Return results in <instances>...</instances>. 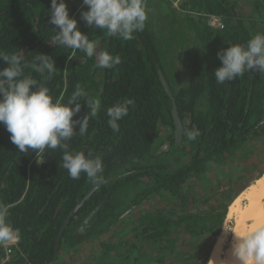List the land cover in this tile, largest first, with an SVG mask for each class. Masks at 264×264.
<instances>
[{
    "label": "trees",
    "instance_id": "1",
    "mask_svg": "<svg viewBox=\"0 0 264 264\" xmlns=\"http://www.w3.org/2000/svg\"><path fill=\"white\" fill-rule=\"evenodd\" d=\"M250 1L251 10L242 14L234 0H182L179 8L171 0H144L145 27L124 41L89 27L81 18V11L88 10L82 0H65L70 17L97 42V51L121 57L119 65L100 69L96 57L49 43L56 31L49 22L51 0H0V51L21 54L29 63L39 53L51 56L56 67L51 79L30 67L24 68V74L47 87L54 100L66 102L79 84L101 101L87 133L80 136L76 126L68 144L70 151L100 156L103 165L100 183L83 173L79 179L70 178L60 166V149H48L45 162L37 165L35 153L19 152L0 123V205L7 207L6 220L20 235L5 264H52L61 254L98 239L100 245L92 247L89 255L95 264H173L181 252L177 242L217 232L214 227L222 225L224 213L187 211L194 198L188 183L192 177L206 178L212 167L221 166L264 134L260 122L264 73L246 72L224 84L213 76L222 64L216 55L219 50L244 45L254 34L264 33V0ZM210 14L221 16L222 28L206 23ZM68 55L74 57L69 60ZM6 66L0 59V68ZM158 69L172 96L164 89ZM172 98L182 125L181 144L174 136ZM125 99L135 103L114 132L107 123V109ZM81 103L73 119L86 114V103ZM193 130L200 134L190 140L188 132ZM94 185L97 188L64 225L55 254L64 220ZM164 193L179 200L176 207L141 209L137 221L130 219L128 211L145 200L163 198ZM118 224L129 227L132 240L100 239Z\"/></svg>",
    "mask_w": 264,
    "mask_h": 264
},
{
    "label": "clouds",
    "instance_id": "2",
    "mask_svg": "<svg viewBox=\"0 0 264 264\" xmlns=\"http://www.w3.org/2000/svg\"><path fill=\"white\" fill-rule=\"evenodd\" d=\"M82 5L88 6L87 11H81V18L89 27L124 41L142 31L148 18L144 0H82ZM49 22L56 30L49 39L50 44L82 52L89 58L96 57L95 66L100 69L121 63L119 55L97 51V42L83 33L77 27V20L70 17L65 0H51ZM216 55L222 62L213 73L218 84L233 81L250 71L264 73V33L254 34L244 45L221 49ZM73 57L68 55L69 60ZM0 59L7 63L0 68V123L10 133V140L18 151L35 153L36 164L42 165L48 149H60L63 153L60 166L67 170L70 178L79 179L83 173L89 181L100 183L101 157L70 151L68 141L76 135V126L80 136L87 133L89 119L97 117L101 101L79 84L66 102L62 98L54 100L47 87L24 74V68L30 67L37 73L46 72L51 79L56 67L49 55L39 53L29 63L21 54L0 51ZM82 101L86 103L87 112L80 119H73L81 111ZM134 103L132 99H125L107 109V123L114 132L119 131L118 122L128 115L129 106ZM199 134L196 130L190 131L188 138L194 140ZM7 216V207L0 205V246L13 244L17 235L7 222ZM234 234L235 260L239 264H264V221L254 224L245 234Z\"/></svg>",
    "mask_w": 264,
    "mask_h": 264
},
{
    "label": "rangeland",
    "instance_id": "3",
    "mask_svg": "<svg viewBox=\"0 0 264 264\" xmlns=\"http://www.w3.org/2000/svg\"><path fill=\"white\" fill-rule=\"evenodd\" d=\"M160 5H162V2ZM163 5L164 7H161L162 12L166 10L165 3ZM249 9L250 7H246L244 9V12H248L251 10ZM182 78L183 74L181 72V81ZM262 174H264V134H260L259 136L250 140L239 151H237L234 156L224 161L221 166L212 167V169L207 172L206 178L195 180L194 177H192L190 179V183H188V186L192 187L194 198L193 200L189 201V205H187V207L189 206V209L187 211H200L201 213H208L212 210H216L215 212L222 211L224 213V219L220 227H214L216 228L217 232L215 231L216 233L212 237L207 234L202 238H198L200 239L198 242L195 241L196 239L190 240L189 237H184V240L177 242V248L181 250V254L179 253L177 256H175V258H173V264L206 263L216 237H218V235L224 228H226L227 230L232 229L234 222L233 216L232 218L227 217V213L229 212V210H231V207H233L235 200L246 190L248 185L253 182L255 178ZM175 202L179 203V200L172 198L164 199L156 196L154 199H151L149 201L145 200L143 205L145 207L152 208L153 211L161 207L165 209L169 207H176ZM128 212L131 215L130 219L137 221V218L139 216L137 209L135 208ZM116 227L117 226H115L112 231H109L103 236L107 237V240L110 241V243H116L119 240L133 239V234L129 231V227H125L122 224L121 226L119 224L117 229ZM233 235V230L232 232L229 231L228 239H230ZM96 245L99 246L100 244L98 243ZM194 245H196V248L200 250V253L198 250H193ZM90 246L91 245L89 243H86L83 246L81 245L78 251L76 250L75 252H72L73 250H70L67 253H63L57 260L60 263L56 261L52 264H67L65 263V261L70 256L71 258L74 256V258L71 260L73 264H80L84 260H87L89 255L92 254L90 249H88ZM189 253L194 254L192 256L193 258L187 259L182 256L183 254ZM94 262L95 260H92L91 264H93Z\"/></svg>",
    "mask_w": 264,
    "mask_h": 264
},
{
    "label": "bare ground",
    "instance_id": "4",
    "mask_svg": "<svg viewBox=\"0 0 264 264\" xmlns=\"http://www.w3.org/2000/svg\"><path fill=\"white\" fill-rule=\"evenodd\" d=\"M232 216L234 220L232 229L224 228L216 237L207 264H239L233 253L235 234L228 239L229 231L245 234L254 224L264 221V174L255 178L235 200L233 207L227 213V217L232 218Z\"/></svg>",
    "mask_w": 264,
    "mask_h": 264
},
{
    "label": "water",
    "instance_id": "5",
    "mask_svg": "<svg viewBox=\"0 0 264 264\" xmlns=\"http://www.w3.org/2000/svg\"><path fill=\"white\" fill-rule=\"evenodd\" d=\"M158 73H159V78H160V81H161V83H162V85H163V87H164V89L166 90V92L170 95V96H172L171 95V90H170V88H169V85H168V83H167V81H166V79H165V76H164V74H163V72L160 70V69H158ZM172 117H173V121H174V125H175V131H174V136H175V141L178 143V144H181V140H182V125H181V121H180V118H179V116H178V114H177V110H176V107H175V101H174V99L172 98ZM261 123L262 122H264V116H263V118L261 119V121H260ZM97 186L98 185H94L82 198H81V200L79 201V203L77 204V206L71 211V213L67 216V218L64 220V222H63V224H62V226H61V228H60V232H59V234H58V236H57V239H56V242H55V254H56V252H57V248H58V245H59V238H60V234H61V232H62V229H63V227H64V225L66 224V222L68 221V219H69V217H70V215L76 210V208L84 201V199L86 198V197H88L96 188H97ZM98 241H99V239L98 240H96L95 241V243H94V245L92 246V247H94L96 244H98ZM91 247V248H92ZM208 260V259H207ZM207 262V261H206ZM205 264H207V263H205Z\"/></svg>",
    "mask_w": 264,
    "mask_h": 264
},
{
    "label": "crops",
    "instance_id": "6",
    "mask_svg": "<svg viewBox=\"0 0 264 264\" xmlns=\"http://www.w3.org/2000/svg\"><path fill=\"white\" fill-rule=\"evenodd\" d=\"M235 2V7H236V10H237V12H239V13H242V14H245V12H244V9L246 8V7H250V9H251V1L250 0H234ZM249 9V10H250ZM160 197V196H159ZM164 199L165 198H172V199H176V198H174L173 196H171V195H169V194H166V193H164V196H162ZM149 201V200H148ZM155 201V200H154ZM156 201H158V200H156ZM144 204V203H143ZM140 205V206H137L136 207V209H137V212H138V215H139V211L141 210V209H144V210H148V211H152V208H148V207H145L144 205ZM133 209H135V208H133ZM216 211V210H215ZM215 211H211L212 213H214ZM218 211V210H217ZM132 213V212H131ZM197 213H201L200 211H198ZM118 226H119V224L117 225V227H116V229L118 228ZM120 226H121V224H120ZM114 229V228H113ZM112 229V230H113ZM112 230H110V231H112ZM115 231V230H114ZM109 232V231H108ZM107 232V233H108ZM106 234V233H105ZM105 234H103L102 236H101V240L102 241H107V242H110V241H108L107 240V237H103ZM200 239H196L195 241H199ZM94 243H95V241H93ZM93 242H91L90 243V241H85L83 244H82V246L84 245V244H86V243H89L91 246L88 248V249H91V247L94 245V243ZM112 242V241H111ZM198 245V244H197ZM95 246H98V245H95ZM199 246V245H198ZM87 248V247H86ZM208 249V248H207ZM193 250H198L199 251V253H200V250L198 249V248H196V245H194V249ZM76 251V250H75ZM75 251H72V252H75ZM78 251V250H77ZM72 252H71V254H72ZM74 258V256L71 258V256L70 257H68L67 258V260L65 261V263H67V264H73L72 263V259ZM57 262H59V261H57ZM63 262V261H62ZM91 262H92V260H91V258L90 257H88L87 258V260H84L83 262H81L80 264H91ZM60 263V262H59ZM99 264H102L101 262H98Z\"/></svg>",
    "mask_w": 264,
    "mask_h": 264
},
{
    "label": "built area",
    "instance_id": "7",
    "mask_svg": "<svg viewBox=\"0 0 264 264\" xmlns=\"http://www.w3.org/2000/svg\"><path fill=\"white\" fill-rule=\"evenodd\" d=\"M174 7L179 8L182 0H171ZM206 23L212 28H222L223 27V20L220 15L210 14L206 15ZM16 232V239L13 244L8 246H3V254L0 256V264H5L13 255V246L16 245L20 240V235L17 230Z\"/></svg>",
    "mask_w": 264,
    "mask_h": 264
}]
</instances>
